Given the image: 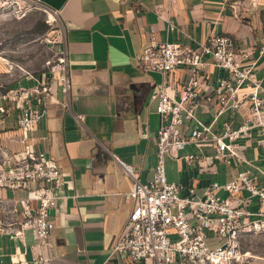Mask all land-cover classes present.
Listing matches in <instances>:
<instances>
[{
    "label": "crops",
    "instance_id": "1",
    "mask_svg": "<svg viewBox=\"0 0 264 264\" xmlns=\"http://www.w3.org/2000/svg\"><path fill=\"white\" fill-rule=\"evenodd\" d=\"M33 1L56 13L71 91L65 106L55 81L45 100V116L29 130L16 126L20 100L0 98V149L14 160L27 153H45L60 168L64 185L56 191L57 204L49 212L54 229L48 247L35 246L31 231L20 237L2 232L10 222L11 229L18 231L20 204L13 216L4 208L25 193L0 189V264H32L34 256L45 258L43 264H145L130 263L113 250L133 208L125 198L132 181L122 164L131 167L141 183L151 179L156 164L159 117L153 95L162 76L139 69L140 48L150 31L159 42L188 44L197 50L211 36L224 35L238 50L253 52L241 60L245 64L256 57L264 32V0H177L174 5L167 0L127 5L117 0ZM206 71L209 88L197 116L213 129L227 119L241 121L246 104L238 115L216 117L215 79L223 73L213 66ZM184 77L180 69L169 80L180 87ZM252 77L264 85V56L257 60ZM247 91L246 87L240 93ZM187 154L203 156L206 162L190 167L183 159ZM239 154L241 161L225 165L213 159L209 147L187 146L179 159L165 158L166 179L201 194L212 182L224 184L246 172L264 188V139L254 134L241 141ZM210 241L215 244V238Z\"/></svg>",
    "mask_w": 264,
    "mask_h": 264
},
{
    "label": "built area",
    "instance_id": "2",
    "mask_svg": "<svg viewBox=\"0 0 264 264\" xmlns=\"http://www.w3.org/2000/svg\"><path fill=\"white\" fill-rule=\"evenodd\" d=\"M6 1L11 5L39 6L33 0ZM117 1L125 5L140 2ZM167 1L170 5L177 2ZM49 13L56 17L54 11ZM254 54L253 60L243 64L241 60L253 52L238 50L235 42L224 35L211 36L197 50L188 44L159 42L155 33L150 31L148 40L141 46L136 57L139 69L160 74L162 82L153 95L159 126L156 131V164L151 179L141 183L138 174L122 164L132 181L125 198L133 203V208L125 233L113 250L124 254L130 263H248L239 246L244 237L264 234V188L256 185L246 172H238L230 181L224 184L212 182L198 194L191 186L167 181L165 158L179 159V152L187 146L209 147L215 161L231 165L241 161V141L254 134L264 139V85L252 77L257 60L264 56V32ZM209 66L223 73L215 79V88L219 91L216 117L226 113L238 115L246 104L247 113L242 115L241 121L227 119L213 129L211 123L197 116L204 93L209 88L206 81ZM180 69L184 70L185 77L180 87H174L169 77ZM30 78L34 85L21 86L1 96L3 101L20 100L16 126L22 130L31 129L45 116V100L55 81L67 106L71 83L65 49L60 41L49 77L44 81ZM246 87L248 91L242 95L240 92ZM183 159L190 167L206 162L205 157L196 154H187ZM63 185L60 168L45 153H27L14 160L0 149V189L25 193L24 198L9 201V209L4 208L13 216L18 213L16 205L20 204L22 221L18 231L11 229L13 222H10L5 223L2 232L20 237L24 231H31L35 246L48 247L54 229L49 212L56 207V191ZM185 191L186 195L182 196ZM219 193L226 194V197ZM252 203L256 208L251 209ZM212 237L215 244L210 241ZM45 261L42 256L31 259L32 264Z\"/></svg>",
    "mask_w": 264,
    "mask_h": 264
},
{
    "label": "rangeland",
    "instance_id": "3",
    "mask_svg": "<svg viewBox=\"0 0 264 264\" xmlns=\"http://www.w3.org/2000/svg\"><path fill=\"white\" fill-rule=\"evenodd\" d=\"M59 41L60 25L49 11L0 0V98L18 87H30V76L49 77ZM239 247L246 264H264V234L244 237Z\"/></svg>",
    "mask_w": 264,
    "mask_h": 264
}]
</instances>
